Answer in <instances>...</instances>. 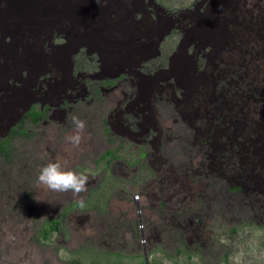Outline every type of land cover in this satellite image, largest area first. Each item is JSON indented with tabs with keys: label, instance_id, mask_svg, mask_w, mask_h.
Returning a JSON list of instances; mask_svg holds the SVG:
<instances>
[{
	"label": "rangeland",
	"instance_id": "obj_1",
	"mask_svg": "<svg viewBox=\"0 0 264 264\" xmlns=\"http://www.w3.org/2000/svg\"><path fill=\"white\" fill-rule=\"evenodd\" d=\"M131 1L0 0V26L11 30L2 34L0 54L6 47L18 49L23 68L35 62L33 54L13 37L45 33L52 56V45L62 54L63 37L72 30L82 33L76 49L59 64L73 76L102 78L92 82L98 104L107 100L114 79L107 76L109 63L118 65L115 73L139 72L133 77L138 87L143 79L156 82L143 75L155 70L160 90L165 76H177L167 86L172 92H163L157 102L160 131L153 129L152 146L121 137L114 124L105 127L110 111L120 109L118 101L102 114L87 101L63 100L82 88L75 81L67 90L64 84L49 86L45 119L21 121L25 136L0 142V218H8L0 223V237L14 245L0 250V264H264V0ZM149 7L154 14L159 8L157 33L163 40L145 61L123 49L141 43L138 31L135 40L123 44L112 36L115 24L112 35L100 24L115 16L114 9L130 10L132 16L141 10L136 18L145 31L152 22ZM108 35L113 52L126 53L128 61L111 59L97 44ZM42 61L31 66L33 78L44 71ZM16 81L25 85L19 76ZM38 103L33 112L42 109L34 98ZM73 117L86 124L79 146L69 141ZM155 148H161L158 161ZM217 158L227 160L230 169L221 168ZM56 159L89 176L86 192L74 197L40 188V169ZM167 175L177 182L166 184ZM133 196L155 204L135 206Z\"/></svg>",
	"mask_w": 264,
	"mask_h": 264
},
{
	"label": "bare ground",
	"instance_id": "obj_2",
	"mask_svg": "<svg viewBox=\"0 0 264 264\" xmlns=\"http://www.w3.org/2000/svg\"><path fill=\"white\" fill-rule=\"evenodd\" d=\"M136 4H137L136 1H131L130 3V5L133 8H136ZM138 9L139 8L137 7L135 11H137ZM128 12L130 13V10H128ZM100 25L102 29L107 30L112 35V31H114L115 27H113V25H111L110 22L105 21V23H102L101 21ZM116 28H117L116 35H112V36L117 39L121 38V43L126 44L129 41L135 40L134 38L136 35V31L133 32V30H127L126 32H124L123 27L116 26ZM43 35H44L43 33L38 34L37 37L35 38V42L37 44H40L41 46L45 44L44 42L45 37ZM111 35H108V37L104 40H101L99 42L96 41L97 44L109 51L111 59L113 58V59H121L128 61V55L126 53L118 52L115 54L113 52L114 47H112ZM28 47L30 46L28 45ZM25 53L27 52L25 51ZM18 55H19L18 49H12L7 47L5 48V50H2V53L0 54V134H2L0 135V142L2 145L6 143L8 144V142H11V140L16 138L17 136L19 138H23L25 136V131L21 129L23 128L22 126L24 125V123L20 124L21 121L24 122L25 120L29 119L33 123L37 124L38 122L43 120V118L45 119V117L47 116V110L46 109L44 110L45 97H48L49 94L51 93L48 92L49 86L51 88L55 86H60L62 88V85L64 84L67 90L69 89V85L70 87L74 85L73 81H75L76 84H80L82 88L81 89L74 88L75 91H73L72 93H74L75 95L74 96L67 95L66 97H63V100H68L69 102H73L76 104H79L81 101L84 102L87 101L89 107H93L95 105L97 110H100L102 114L109 112L108 109L111 107V105L109 106L110 103L112 104L114 101L116 102L118 101L117 104L120 107V109H115L113 111H110L108 121L105 120L107 125L105 127L108 128V125H111L112 127L113 124L116 125L118 131L122 133V135L120 134L119 135L125 138H127L126 136L129 135L130 137L128 139H130L134 143L138 142L140 144H144V145L149 144L152 146L153 143L155 142L153 141L154 139L153 137L156 134L154 133L153 129L158 128L157 129L158 133L160 131L158 121H161V117L159 113L161 109L158 107L157 102L159 100L162 101V99L160 98L162 96V93L157 94L154 92L153 97L149 96L145 98L141 88L138 87L139 84L136 86V79L133 78V77H139L141 75L139 72L123 70V71H117L115 73L113 69H117L118 65L115 64L113 68L111 63H109V66L112 69H109L110 72L107 74V76L113 77L114 79L110 83V89L106 90L107 100L100 99L101 104H98L99 99L97 98L96 95V86L92 82L93 79L100 81L102 78L93 77L91 80H89L88 77L87 78L82 77L81 75L78 76L76 75L77 77L71 75L72 79L69 82L64 79L61 82L56 81V82H52L51 84H48L47 82H45L44 71L41 74L37 72L34 78L32 76L33 72L30 71L31 66L38 65L41 62V59L36 60V62H33L31 60L30 63L27 65V67L23 68L18 65L17 62ZM42 62L44 63V61ZM132 65L134 66V64ZM112 72H114L115 77L113 76ZM156 72L157 70L154 71V74ZM18 76L21 83L25 84L24 86L23 84H20L19 82L16 81ZM154 80L157 81V78L155 77ZM10 82L13 86L10 84ZM113 84H115V87H113ZM35 85L39 87L37 94L40 97L39 96L35 97V93L33 91ZM80 91H83V95H81ZM83 97H85V99H83ZM34 98H36L37 100H41V107H42L41 110H36L35 112L32 111L35 105L33 104ZM59 98H61L60 95ZM23 101H25L27 105L25 108L21 106ZM147 103L150 104V107ZM145 135L146 137L143 138L141 141L137 139V137H142ZM4 137L7 138L3 140ZM156 140L158 141L159 139ZM159 146L161 147L162 144L159 143ZM160 150L161 148L160 149L157 148L156 154H154V156H156ZM146 151L147 150H145L142 157H145L146 155L145 153H147ZM156 161H158L157 156H156ZM151 191L152 188H149L148 189L149 195H151ZM120 197L121 196L116 195V198L120 199ZM122 200H129V199L124 198ZM17 220L22 221L23 219L17 217ZM7 222H8L7 217L0 218V223H7ZM13 247L14 245L12 243H7L6 240L0 237L1 251L3 250L5 251V248H9V250H11Z\"/></svg>",
	"mask_w": 264,
	"mask_h": 264
},
{
	"label": "clouds",
	"instance_id": "obj_3",
	"mask_svg": "<svg viewBox=\"0 0 264 264\" xmlns=\"http://www.w3.org/2000/svg\"><path fill=\"white\" fill-rule=\"evenodd\" d=\"M97 3H99V0H97ZM76 6V4H75ZM151 6V5H150ZM98 7V6H95ZM97 9V8H96ZM94 9V10H96ZM93 10V11H94ZM93 16L95 15V12H93ZM149 12H150V17H152V22L151 25H146L145 26V31H142L141 28L139 27L141 21H139L138 18L136 17H140L141 14V10H139L138 14L135 16H132L128 10L125 11H120V12H116V9H114V13L115 16L111 17L110 19L106 18V21L115 24L117 27H123L124 28V32H126L127 30H133L134 31H138L141 34V43L139 45H129L128 47H123V49L129 54V55H133V57H135L136 59H140V60H145L147 61V59H149L150 57L152 58L156 51L158 52V49L161 45V41L163 40V38L159 37L158 38V33H157V29L159 28V24L156 22L157 18H159V8L157 11V14L153 13V7H149ZM124 17H121V15ZM158 15V16H157ZM7 33H11V30L7 27L4 26H0V39L2 38V34L5 32ZM44 35V42L45 44L43 46H41L40 44H37L35 42V37L38 35V33L31 35L29 38H20V40H18L17 38L13 37V40L16 42V44L18 45V47H25L27 45L30 46V49L32 51L33 54V58L34 61L36 62V60H40L41 58H43L44 61V71H45V80L47 81H52V82H61L62 80L70 77L71 75V70L70 69H64L61 67V65L59 64L60 61L66 59V57L73 51L76 49L81 37H82V33L79 32V35L72 30V33L69 34L66 37H63L64 40H66V43H64V45L62 46L63 52L62 54L59 53L54 46L52 45L53 49H54V53L52 56H50L51 52H47V50L45 49L46 43L48 41V39L45 36V33H43ZM159 39V40H158ZM73 45V46H72ZM152 46L155 47L154 51L151 52V48ZM58 54V56H56L55 58H53L54 55ZM121 67L124 68H128V65L126 64H122L120 65ZM161 68V67H160ZM159 70V69H158ZM166 72V71H165ZM144 76L147 75H152L154 78H158V81L156 82H152L149 81L147 79H143V83L140 86L144 97H153V93H165L167 94L168 91L171 93L172 91L167 88V86H172V80L176 79V75H174L172 78H169L168 76L164 77V85L163 89L160 90L159 86V82H160V73L156 72L155 74H143ZM197 77V75H195V78ZM189 87V86H188ZM39 87L37 85L34 86L33 91L35 93V97L39 96L37 94ZM189 90V93L192 92V90ZM40 97V96H39ZM38 104H35V106H38ZM35 110V108H34ZM36 111V110H35ZM196 119H198V116H195ZM72 123L74 125V130L72 135L69 137V141L74 145V146H79V144L82 142L83 140V134L86 128V124L83 120H80L77 117H73L72 118ZM239 147V145H238ZM74 149L71 148V150H69L67 153L71 154V152H73ZM69 154V158H71ZM240 156V153H239ZM67 157V159H69ZM169 175V174H168ZM168 175L166 176L167 179H165L166 184L169 185L170 182H167V180L172 181L174 183H176V179L177 177H174L173 179H169ZM38 184L40 186V188L44 191H52V192H62V193H68L71 192L72 195L74 197L79 196L80 193L82 192H86L88 189V181H89V176L84 174V173H78L76 170L71 169V168H65L62 161L60 159H56L54 161H51L49 163H47L45 166H43L40 169L39 175H38ZM164 180V179H163ZM175 186V185H174ZM173 186V187H174ZM234 188V187H233ZM146 201H148L147 203L149 204H155L152 203L150 201L151 198H140L139 201V197L136 199L133 196V204L136 206L137 204H144ZM80 203L83 205V200L80 201ZM127 204V202H122ZM129 205V204H128ZM149 213V210L147 211ZM134 213V212H133Z\"/></svg>",
	"mask_w": 264,
	"mask_h": 264
},
{
	"label": "trees",
	"instance_id": "obj_4",
	"mask_svg": "<svg viewBox=\"0 0 264 264\" xmlns=\"http://www.w3.org/2000/svg\"><path fill=\"white\" fill-rule=\"evenodd\" d=\"M205 141V142H204ZM203 141V144H205V143H208V141H210V137L208 138V139H205ZM237 148H239L238 146H237ZM211 155H213V153L211 154ZM240 158H241V155H240ZM218 159V158H217ZM218 162H219V164L220 165H222V167L221 168H223V167H227V168H229L230 169V166H229V163H228V161L227 160H225V159H218ZM217 162V163H218ZM218 165V164H217ZM234 168V172H236L237 170L235 169V167H233ZM239 169H240V165H239ZM213 170V172L215 173L217 170H218V168H213L212 169ZM234 189L235 190H239V189H236L235 187H234ZM56 227H54V229H55Z\"/></svg>",
	"mask_w": 264,
	"mask_h": 264
}]
</instances>
